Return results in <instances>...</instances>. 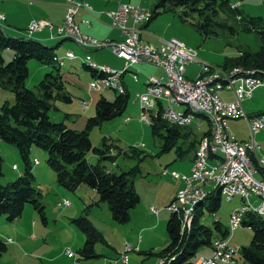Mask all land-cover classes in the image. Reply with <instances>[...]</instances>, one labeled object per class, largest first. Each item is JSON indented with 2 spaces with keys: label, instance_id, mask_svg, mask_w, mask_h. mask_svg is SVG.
<instances>
[{
  "label": "rangeland",
  "instance_id": "rangeland-1",
  "mask_svg": "<svg viewBox=\"0 0 264 264\" xmlns=\"http://www.w3.org/2000/svg\"><path fill=\"white\" fill-rule=\"evenodd\" d=\"M64 1L67 6L65 20L71 2L69 0ZM160 1L161 0H124L116 9L104 10L103 12L109 17L110 24L120 31L123 40L119 42L110 39L99 40L106 41L107 43H120L128 39V36L122 30V23L118 18L115 19L113 15L121 6L133 5L141 8L145 12H152V10L155 9V5ZM241 1H243V5L240 4L239 7L242 10L243 17L261 18L264 16V0H233L232 2ZM75 2L83 5L74 17L76 25L82 31L77 23V15L81 10L91 13L93 8L87 1L76 0ZM159 10L162 9L160 8L158 11ZM183 10L184 8L182 7L168 10L158 15L152 22L149 32L156 38H163L158 45L149 43L143 39V27L151 21L153 12H150L151 15L149 20L142 24L137 21L134 14H130L126 24L132 25L135 29H140L139 40L153 47H159L163 43V40L176 38L196 49L198 53L197 61L191 62L186 66L185 76L188 80L197 79L199 71L205 64L209 66L208 70L213 74L218 73L220 70L229 72L230 70L225 67L227 61L239 56L243 52H256L262 45L261 35L256 30H242L241 25L244 24L246 20H239L234 14L230 17V24L236 27L234 32L228 27L218 25L216 27L217 34L213 33L206 35L194 24L197 15L193 14L188 19H185L182 17ZM4 19L5 16L0 15L1 26ZM32 22H40L43 24L45 21L32 20L26 33L27 38H33V33L41 30L45 25L44 23L39 26V28L32 30ZM63 22L55 28L56 35L60 38H67L69 36H60L57 32L58 27H60ZM84 22L86 24H91L90 20H85ZM49 27H52V25ZM69 38L74 40L72 37ZM74 41L80 45L76 40ZM65 42L73 43L69 40ZM80 46L82 47V45ZM89 49L98 50L93 53H99L103 56L102 59H94L100 65L90 59L98 67H108V60L114 58V50L110 44ZM1 53L6 63L12 61L14 58V51L11 48L4 49ZM64 61L67 62L66 65H62L61 67L57 66V68H60L59 70L66 84L65 90L71 95L72 100L67 101L61 98H57L55 101L53 100V106L49 114L51 119L55 122H64L69 128L83 130L87 126L88 119L96 116V104L98 100L105 97L113 101L117 93L110 88L102 90L91 88L89 85L92 79L91 71L82 63L76 66L78 70L75 71V69L70 66L68 60L65 59ZM192 63H197L200 69L195 76L194 73L187 76V68ZM149 64L154 65L152 63ZM28 65L30 74L26 81V87L40 93V81L45 77L46 73L55 69V67L52 64L41 63L36 59H31ZM44 67L47 68L45 69ZM235 67H243L245 69L254 68L239 65L234 66L232 69ZM137 68L143 71V73H140L141 81L145 72L149 73L152 71V73L158 76H166L165 71L161 67L157 68L151 66L150 69L147 67V64H144L136 65L133 70ZM210 71L203 72L202 75L208 74ZM132 84L137 87L139 86V83ZM224 90H231L234 93V89L225 86L219 92L223 100L232 101L222 96ZM131 91L133 94L135 89H131ZM254 97H259L260 102L264 106V88L258 89ZM233 100H235V93ZM6 101L10 104H14L15 93L11 88L9 89L0 85V110L1 106ZM135 101L134 96L131 95L126 111L121 116L103 121L91 128L90 138L93 146L105 149L107 155H109V153L116 155L115 164L109 159L104 160L107 169L117 173L127 172L133 168L136 169L133 177L134 185L136 183L142 197V200L136 207V216H132L128 222L118 223L112 218L109 205L106 202H101L99 207L90 210V212L88 211L89 208L84 207V211H82L80 215L77 211L80 201L79 198L83 196L86 199V195H82L81 190L76 192L77 190H68L62 186H58L56 173L47 163L48 151L38 146H33L30 156L32 172L35 175V187L41 193L37 195V199L40 200L41 204L44 206L47 220L46 222L43 220L41 213L32 203H27L23 214L15 220L11 221L7 219L6 215H0V235L8 244V251L0 258V264H164V260L161 261L162 258H160L159 253L169 243L166 224L171 212L168 209V205L170 204L169 201L176 193L175 190L178 181L172 176V172L176 171L180 174L190 176V168L193 164V159L191 157L194 155V150L185 158L180 157L178 148H187V142L185 143L182 137L178 138L175 146H173L171 150H164L163 147L166 143L165 136L168 133L166 128L161 127L159 129V136L154 134L150 122H144L140 119V106ZM179 107L186 109L185 106ZM242 107L244 108L243 104ZM246 114L248 116L247 112ZM256 115H264V113ZM128 117H130V120H127ZM239 119H230L228 123L231 120ZM231 126L239 139L243 134L248 132L244 120L230 122V127ZM197 128L198 127L195 128L196 137L205 129V126ZM227 131L230 133L228 125ZM230 134L233 135L232 133ZM255 136L258 143L262 145V150L260 152L251 150L254 153L250 151L252 154H250V156H253L251 158H253L256 166L259 164V167H256L255 178L264 180V165H261L258 160L264 157V131L256 133L253 137L251 135V138L255 140ZM239 139L237 140L244 142ZM0 149L3 156V176L0 178V182L3 185H7L24 172L25 163L13 144L1 141ZM33 149H36L35 157ZM100 157L101 155L94 151H90L87 155V158L92 163H97ZM211 158L212 161L213 156ZM15 163L17 165H14ZM38 163L39 166H37L34 171V167ZM55 187L63 191L65 195L56 194L54 191ZM182 188H180L178 192ZM174 199H176V196ZM241 200L240 197H237L230 201L223 196L222 204L216 213L205 207L202 222L210 227H214L215 219L218 217L221 219L222 223L230 226L231 212L234 208H238L236 206H238L239 202L242 203ZM249 200L252 202L254 208L258 207L259 203H253L252 198H249ZM244 201L248 203V199L245 198ZM208 203L209 200L207 201V205ZM71 205H73L72 208L75 211L74 215H72L74 211L69 210ZM63 214L64 216H62ZM81 216H86L90 219L93 226L103 236V239H97L94 243L95 256L93 257H84L80 253L82 247L86 243L87 235L73 219H78ZM156 223L157 226L153 228ZM253 236L254 230L251 227L241 225L238 229L230 232L228 240L231 244L242 247L250 245ZM9 238L12 239L11 242H8ZM211 251L210 246L204 247L198 252L197 256L199 257L201 254L210 253ZM69 252L72 254H69ZM118 260H120V262H117ZM222 264L249 263L245 262L240 257V254H237L235 262H223Z\"/></svg>",
  "mask_w": 264,
  "mask_h": 264
},
{
  "label": "trees",
  "instance_id": "trees-1",
  "mask_svg": "<svg viewBox=\"0 0 264 264\" xmlns=\"http://www.w3.org/2000/svg\"><path fill=\"white\" fill-rule=\"evenodd\" d=\"M232 3H234L232 0H161L155 5L151 21L161 13L160 10L158 11L160 8L162 12H166L182 7L184 8L182 17L188 19L196 14L195 26L209 35L217 34L218 25L228 27L234 32L236 27L230 24V17L234 14L237 19L246 20L241 25L242 30H256L261 35L262 45L256 52H243L231 58L226 62L225 67L241 65L264 69V16L245 18L241 8L233 9ZM7 48L14 51V58L8 63L5 62L1 53ZM55 49L35 38L10 36L0 25V85L11 88L15 93L14 104L6 101L1 106L0 142L13 144L25 163V170L18 178L7 185L0 182V215L4 214L8 220H15L23 214L27 203H32L46 222L44 206L37 199V195L41 193L35 187V175L32 172L30 158L33 146H38L48 151L47 163L55 171L56 180L60 186L73 191L81 185L96 189L99 194L97 203H108L112 218L116 222H128L131 219V210L141 201L133 179L136 169L122 173L107 169L104 160L114 158L107 155L105 149L93 146L90 129L103 121L121 116L127 109L130 96L126 91L125 93L116 92L117 95L113 101L102 97L96 104V116L88 119L87 126L83 130L72 129L64 122L53 121L49 112L55 99L72 100L71 95L65 90L66 84L60 68H57L64 64V60L57 57ZM66 56L68 57V54ZM31 59L52 64L55 67L40 81V93L26 87L30 74L28 64ZM87 63H89L88 60ZM85 66L91 71L93 78L98 76V69L90 63ZM98 72L106 76V72L100 70ZM255 74L258 75V72L255 71ZM161 104L163 105L162 101ZM156 114L152 115L150 124L153 133L158 136L159 129L166 128L168 133L165 136L164 150H171L178 138H186L192 133L193 125H171L162 119L159 111ZM196 115L210 122L205 115L200 113ZM210 131L208 127L205 134H209ZM194 147L186 149L179 147L178 154L183 158ZM90 151L101 155L97 163L88 160L87 155ZM2 166L3 156L0 149V178L3 176ZM222 197L221 191L218 190L216 193L211 192L205 198L206 200L202 199L203 201L201 200L196 206L191 227L186 230V233L185 231L182 233V221L179 214L171 212L166 224L169 244L159 253L160 258L165 259L164 264H194L198 252L204 247L211 246L213 240L219 237L218 230H221V238L229 236L228 227L223 230L218 220L214 222V227L202 222L205 207L216 213L222 204ZM73 220L87 235L86 243L80 253L84 257L95 256L94 243L97 239H103V236L86 216ZM241 223L251 227L254 230V236L250 245L242 246L238 254L249 264H264V216L251 211L245 213ZM7 251L8 244L0 235V258Z\"/></svg>",
  "mask_w": 264,
  "mask_h": 264
},
{
  "label": "built area",
  "instance_id": "built-area-1",
  "mask_svg": "<svg viewBox=\"0 0 264 264\" xmlns=\"http://www.w3.org/2000/svg\"><path fill=\"white\" fill-rule=\"evenodd\" d=\"M69 1L71 2L69 12L63 24L57 29L58 35L72 37L82 45L83 48L88 50H91L89 48H98L110 44L113 47L114 53L126 61L127 67L139 62H149L161 67L165 71L166 76L164 77L158 78L153 75L148 76L146 88H153V96L142 97L141 94L138 95L142 104L140 119L144 122H151L152 115H157L156 113L159 111L162 119L170 123L169 112H176L180 117V124L177 125H194L197 118H192L185 108L179 107L178 103H176V96L190 97L196 108H203L204 110L210 111L212 117L217 119V131H210L209 134H204L200 139L190 176L180 174L176 171L172 172V176L176 179H183L185 185L177 193L176 199H173L168 205L169 211L177 212L178 199L180 196H190V212L191 201L197 194L210 191L212 187L218 185H227V194L225 196L227 200L231 201L239 197L240 190H247L248 198H252L253 203L264 205V186L261 185L260 181H252L250 165L246 162L243 154L238 150L236 136L231 135L229 132H220V122H227L228 125V120L239 118H245L248 121L252 137L256 133L264 131V115L249 117L242 107V101L252 96L258 87L264 85V69L257 67L247 69L248 79L244 82H232V80H230V86L228 88L234 89L235 100H223L219 92L224 87H221L219 84L212 88L215 96V103H208L205 101V95H203V81L209 77L208 74L202 75L203 72H208V65L205 64L199 71L197 86H188V80H181V73L186 72V66L198 59L195 57V49L193 47L186 45L183 41L176 38L163 40V43L159 47H153L139 40L140 29H135L129 24L128 27L126 24L130 14H134L137 21L141 22V24L148 21L152 13L151 11V13L145 12L141 8L133 5L121 6L113 15L115 19L118 18L122 23V30L128 36V39L120 43H107L106 41H100L95 37L84 34L80 30L75 23L74 17L83 5H81V3H76V0ZM240 4L241 2H234L232 3V7L237 8ZM43 24L40 22H32L31 29H37ZM68 55L75 56L71 51L68 52ZM171 58H179L180 66H166V59ZM86 59H91V56L88 55ZM110 69L118 73V81L112 84H103L95 78L91 88L102 90L110 88V85H120L122 93H124L125 88L122 84L123 70ZM239 69L245 68L239 67ZM249 71L258 72V79H250ZM220 76H229L230 79V73L226 71L221 73ZM135 78H137L136 75ZM156 80L167 81V88H156ZM161 96L169 97V105L161 104ZM206 140H214L215 153L206 152ZM247 142L256 149V152L260 149V145L253 138ZM212 156L213 160L211 161ZM261 161L264 165V157L261 158ZM214 167H221V175H214ZM228 188H235V195H228ZM241 199L244 200V198ZM242 208H246L244 201L240 207L234 209V213H237ZM229 224L232 231L238 229L242 225V223H233L232 216H230ZM8 241H12V239L9 238ZM240 248V246L231 244L228 239L217 238L212 243L211 255L201 256L197 264L234 262ZM70 253L71 252H69V254ZM162 260L165 261V259Z\"/></svg>",
  "mask_w": 264,
  "mask_h": 264
},
{
  "label": "crops",
  "instance_id": "crops-1",
  "mask_svg": "<svg viewBox=\"0 0 264 264\" xmlns=\"http://www.w3.org/2000/svg\"><path fill=\"white\" fill-rule=\"evenodd\" d=\"M84 1H87L92 5L93 11L91 13H88L84 10H81L78 13L77 23L81 27L82 31L86 34L92 35V36H94L98 39H101V40L102 39H110V40L118 41V42L123 40V36L121 35L120 31L118 29H115L110 24L109 17L103 11L116 9L120 3H123L124 0H84ZM241 3L243 5V1ZM66 11H67V6H66V3L64 0H0V15L5 16V19L2 21V26L9 35L27 36L26 33H27V30H28L29 25H30L32 20H43V21H45L44 27L41 30L35 31L33 33V38L40 40L49 46L55 47L56 48L55 52H56L57 57H59L60 59H63V60H65V59L68 60V62L70 63V66L72 68H74L75 71H77L78 68H76V66L78 64L82 63L84 66L86 64L89 65V63H87L88 59H86L88 55L91 56V59L94 62H96L95 61L96 59H102L103 56H101L99 53H93L94 51H98V50H88V49L82 48L73 39H70L69 37L60 38L56 35V29L55 28L63 22V20L65 18ZM160 11H161V13H163L162 10H160ZM152 12H153V10H152ZM85 20H90L91 24H86L84 22ZM154 20H152L150 23L146 24L143 27V39L149 43L158 45L161 43L163 38H156V37H154V35H152L149 32L150 31V25L152 24V22ZM51 25H52V27H49ZM66 40H69V41L73 42L74 44L69 43V42H65ZM109 49H111V48H109ZM99 50H102V49H99ZM68 51H72L74 53L75 57L67 58L66 55H67ZM113 54H114V58H111L108 60L107 66L110 68L123 70L122 84L125 88V92L127 91V93L129 94L130 97H131V95L134 96V99L136 100L135 102L139 104V106H140L139 108H140L141 113H142V104L139 100L138 95L141 93H144L146 91L148 76L153 75V76L157 77L158 75L152 73V71H150L149 73L145 72L143 75V79L141 81L140 80V73H143L142 69H140V68H137L136 70H133V69H135L136 65H144V64H147V67L150 69H151V66H155L157 68H158V66L151 65V64L145 62V63L134 64L132 66L127 67L126 61L124 59L118 57L114 52H113ZM66 63L67 62H65L63 65H66ZM96 63L98 64V62H96ZM98 65H100V64H98ZM44 68L46 69L47 67H44ZM232 68H228V69L231 70ZM199 69H200V66L197 63L190 64L187 68V76L191 75L193 73L195 76ZM97 75H98L97 77L93 78V74H92V79L90 80L89 85H90L91 81L94 80L95 78L103 76L102 73H100L98 71H97ZM135 75L137 76V78H135ZM162 76L163 75L158 76V77H162ZM132 83H139V86L137 87ZM261 88H264V85L261 87H258L254 91V94L258 89H261ZM131 89H135V92L133 94H132ZM115 91H116V89H115ZM116 92L120 93L119 91H116ZM222 96L225 98H228V100L234 99V93L231 90H224L222 92ZM242 104H243V106H244V108H245V110L249 116L264 113V109H263L264 106L260 102L259 97H254V95H253L251 98L245 99L242 102ZM81 106H82V104H81ZM127 120H130V117H128ZM239 120H244L245 122L247 121L245 119H239ZM239 120H231L228 123V129H229L230 133L235 135L237 139H239V138L237 137L236 132L233 131L232 126L230 127V122H237ZM247 122H246V125H247V131L248 132L241 136V138L239 139L241 141H246V140H249L251 138V132H250L249 125L247 124ZM210 125H211L210 122L205 121V120L203 121V120L197 118L194 125H193L195 127H192V129H191L192 133L187 135L186 138H183L184 142L185 143L187 142V148L195 146L193 149L194 155L191 157L193 159V163H194V158L196 155L195 150L198 149L199 144H200V138L205 134V131L208 129V127ZM204 126H205V129H204L205 131L203 130L200 133V135L198 137H196L195 128L196 127L201 128ZM255 140L258 143L256 136H255ZM207 143H208V140H206V145H207ZM259 145H260L259 146L260 149L258 151L260 152L262 150V145L261 144H259ZM1 147H2V144H1ZM35 150L36 149H33L34 157H35ZM109 155L113 156L114 159H109V160L112 161L113 164H115L116 163V161H115L116 155L110 154V153H109ZM187 155H189V153ZM186 156H184L183 158H185ZM35 159H37V158H35ZM14 165H17V164L15 163ZM37 166H39V163L34 167V171H35V168ZM192 167H193V164H192ZM192 167L190 168V171H192ZM263 177H264V172H263ZM177 180H176L177 181V188L175 190L176 193L169 202H171L175 198L178 190L180 188H182L184 185L183 180H181V179H177ZM57 184H58V182H57ZM58 186H60V185L58 184ZM89 188L90 187H88L87 185H81L76 191V192H78L79 190H81L82 195L83 194L86 195V199L83 196H81V198H79L80 201L78 203V210L77 211H78V213H80V215H81V212L84 211L83 210L84 207L89 208L88 211L90 212V210H93L94 208L99 207L101 204V203H97V201L99 200V194H98L97 190L93 189V188H91V189H89ZM135 189L137 190V192L141 196V193L138 191V187H137L136 183H135ZM54 191L56 192V194L65 195V193L63 191H60L57 187H55ZM215 192H217V191H215ZM87 197H88V199H87ZM141 200H142V197H141ZM241 201H242V203L239 202L238 206H236V207H239L243 204L244 200L242 199ZM75 203H77V202H75ZM70 207L71 208L69 210L74 211L72 208L73 205H71ZM136 207L131 210V218H132V216L133 217L136 216V213H135L137 210ZM74 214H75V211L72 215H74ZM62 216H64V214ZM216 220L219 221L221 228L223 230H226L228 227L229 231L230 232L232 231L230 226H227L221 222V219L216 217L215 221ZM191 224H192V222H191ZM156 226H157V223L153 226V228H155ZM220 231L218 230V232H217L219 234L218 238H221V236H222ZM226 238L229 239L228 236H226ZM215 239H217V238H215ZM210 247L212 250V245ZM211 253H212V251L210 253L201 254V256H207V255H210ZM201 256L196 258L194 264H197V261Z\"/></svg>",
  "mask_w": 264,
  "mask_h": 264
},
{
  "label": "bare ground",
  "instance_id": "bare-ground-1",
  "mask_svg": "<svg viewBox=\"0 0 264 264\" xmlns=\"http://www.w3.org/2000/svg\"><path fill=\"white\" fill-rule=\"evenodd\" d=\"M197 54H198L197 50L195 49V57L196 58L198 57ZM68 57L73 58L75 56H69L68 55ZM88 61H89L90 65H92L94 68L98 69V71L100 70V71L106 72L105 77L103 76V77L97 78L100 83L112 84L115 81H118V73L117 72H113V70L109 69L106 66L98 67L91 60H88ZM61 64H63V63L61 62ZM166 66H168V67H179L180 66V59L179 58L166 59ZM208 71H210V70H208ZM224 72L225 71L220 70L216 74H213L212 72L210 74L208 73L209 78H206L203 81V95H205V101L206 102L215 103V96H214L213 91H212V88L214 86H217L220 84L221 87H225V86L229 87L230 86V80H232V82H244L245 80L248 79V71L243 70V69H239V67H235L234 69L229 71L230 79H229V76H220V74L224 73ZM249 78L250 79H258V75L255 74V71H249ZM181 80H188L185 76V73H181ZM92 85H93V80L90 83V86H92ZM188 86H197V79L188 80ZM165 87H167V81L165 82V80H156V88H165ZM110 89H114V90L116 89V91L122 92L120 85H110ZM141 96L142 97L153 96V88H147L144 93H141ZM161 101L163 102V105H169V97L168 96H161ZM176 103H178L179 106H185L188 114H190L192 118H197L198 117L196 115L197 113H200L201 115L202 114L205 115V117H207L211 123L210 130L211 131H217V119L212 117L210 111L204 110L203 108H196L195 104H193L190 97H188V96H176ZM250 117H252V116H250ZM169 121L171 124H180V117L176 114V112H169ZM213 122H214V126H213ZM247 124H248V122H247ZM211 126H212V129H211ZM220 132L221 133H228L227 122H220ZM237 147H238V150L241 152V154H243V156L245 157L246 162L249 163V165H250L252 181H260L261 185L264 186V180H258L255 178L256 167L257 166L259 167V164L256 166L254 161H253V158H251L253 156H250V154H251L250 151L253 150L256 152V149L254 147L250 146L249 143L247 142V140L244 142H240L237 140ZM206 152L207 153H215L214 140L208 141V143L206 145ZM252 153H254V152H252ZM258 160H259L260 164L263 165L261 159L259 158ZM214 175H221V167H214ZM216 190L217 191L220 190L222 195L225 197L227 194V185L214 186L210 189V191H205L203 193L197 194V196L195 198H193L191 201L190 212H189L190 196H180L179 197L177 213L181 217L182 233H184V231L186 233V230L190 229L191 222L193 221L192 220L193 216L195 215V212H196L195 210L197 209V207H196L197 204L202 199H205L209 194H211V192L216 193L215 192ZM228 195H235V188H228ZM239 197L244 198V199L245 198L248 199V203H245V201H244V205L246 208L240 209V211H238L237 213H234V210L231 212L230 216H232V222L233 223H241V219L245 215V213H248L251 211L256 212V213L264 216V205L259 204L258 207L254 208L252 206V202L248 198V191L247 190H240L239 191ZM120 260H118L117 262H120ZM161 261H162V259H161Z\"/></svg>",
  "mask_w": 264,
  "mask_h": 264
},
{
  "label": "water",
  "instance_id": "water-1",
  "mask_svg": "<svg viewBox=\"0 0 264 264\" xmlns=\"http://www.w3.org/2000/svg\"><path fill=\"white\" fill-rule=\"evenodd\" d=\"M195 157H196V155H195Z\"/></svg>",
  "mask_w": 264,
  "mask_h": 264
}]
</instances>
